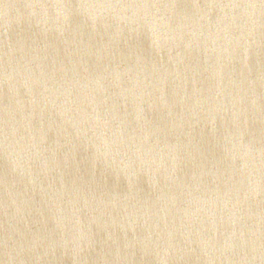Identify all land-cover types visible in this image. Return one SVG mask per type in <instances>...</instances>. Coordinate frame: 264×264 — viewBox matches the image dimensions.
I'll return each instance as SVG.
<instances>
[{
  "label": "water",
  "instance_id": "water-1",
  "mask_svg": "<svg viewBox=\"0 0 264 264\" xmlns=\"http://www.w3.org/2000/svg\"><path fill=\"white\" fill-rule=\"evenodd\" d=\"M0 264H264V0H0Z\"/></svg>",
  "mask_w": 264,
  "mask_h": 264
}]
</instances>
